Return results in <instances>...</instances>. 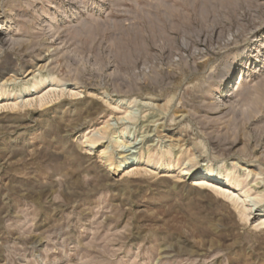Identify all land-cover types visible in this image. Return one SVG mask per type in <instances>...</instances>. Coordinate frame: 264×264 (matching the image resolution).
<instances>
[{"label": "rangeland", "instance_id": "obj_1", "mask_svg": "<svg viewBox=\"0 0 264 264\" xmlns=\"http://www.w3.org/2000/svg\"><path fill=\"white\" fill-rule=\"evenodd\" d=\"M260 208L264 0H0V264H264Z\"/></svg>", "mask_w": 264, "mask_h": 264}, {"label": "bare ground", "instance_id": "obj_2", "mask_svg": "<svg viewBox=\"0 0 264 264\" xmlns=\"http://www.w3.org/2000/svg\"><path fill=\"white\" fill-rule=\"evenodd\" d=\"M32 77H36V75L33 73ZM243 78L241 79V81L238 83V86L241 84V82L243 81ZM37 79V78H36ZM30 84V83H29ZM32 87V86H31ZM25 88V87H24ZM30 87H26V89H29ZM237 88V87H236ZM29 91H27L26 93H28ZM121 142V141H120ZM137 143V142H136ZM135 144V143H134ZM120 146V144H118ZM125 145V144H124ZM121 146H123V144H121ZM125 147V146H124ZM120 152H122V150H120ZM126 156L127 154H121L120 156V160L118 162L115 163V168L119 169V167H122L125 163H126ZM164 167L169 168L170 165L166 164ZM242 168V167H241ZM181 175H192L195 177V180L193 182L194 186H198V187H212V190L222 196L225 197H229V194H226L225 190H222L221 187H223V183L227 180V174L226 173H219L218 172H214L211 168H201L197 171H195L194 173L190 172L187 169H183L181 170ZM210 189V188H209ZM211 191V190H210ZM212 191V192H213ZM233 197V196H232ZM231 197V198H232ZM256 215L259 218H264V208H260L257 209V213ZM261 224H264V220H261L260 222ZM260 224V225H261Z\"/></svg>", "mask_w": 264, "mask_h": 264}]
</instances>
